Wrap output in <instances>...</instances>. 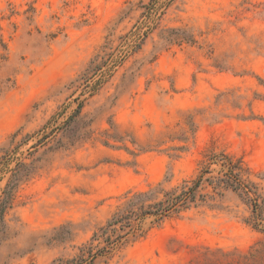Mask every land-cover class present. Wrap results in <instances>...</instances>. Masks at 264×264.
<instances>
[{
  "label": "rangeland",
  "instance_id": "rangeland-1",
  "mask_svg": "<svg viewBox=\"0 0 264 264\" xmlns=\"http://www.w3.org/2000/svg\"><path fill=\"white\" fill-rule=\"evenodd\" d=\"M261 81L264 0H0V199L29 165L0 264H65L125 192L174 187L213 154L245 164L264 217ZM199 193L102 264H264L252 204Z\"/></svg>",
  "mask_w": 264,
  "mask_h": 264
},
{
  "label": "trees",
  "instance_id": "trees-1",
  "mask_svg": "<svg viewBox=\"0 0 264 264\" xmlns=\"http://www.w3.org/2000/svg\"><path fill=\"white\" fill-rule=\"evenodd\" d=\"M173 33L181 34L180 29H170ZM185 37H181L184 39ZM190 41H193L191 39ZM261 80V79H260ZM264 82V81H261ZM264 84V83H263ZM80 107H77L78 113ZM264 120V118L262 119ZM72 122V119H70ZM70 125V124H69ZM108 138H113L115 133H105ZM104 145L111 146L108 140L103 141ZM125 150L134 153L128 147ZM210 160L220 163H202L196 176L189 180H183L180 184L166 189L161 182L149 186L145 190L127 191L122 197V201L115 206L106 221L95 229L88 241L79 249V254L64 261L65 264H102L111 258L116 250L124 244L130 243L143 236L146 232L143 228L144 221L152 218L156 224L167 218L180 214L187 210L190 205H197V197L203 195L199 193V188L203 181L207 182L214 190L230 189L249 204H252L253 217L252 226L258 228L261 217L259 205L253 182L245 181L243 175L248 172V168L240 160L234 161L224 153L213 154ZM217 165L220 170L217 175H211V165ZM29 165L19 163L11 172L0 199V221L3 222L5 210L10 206L13 189L25 176ZM171 176V174H170ZM168 177L169 179L171 177ZM167 179V180H169ZM194 205V206H195ZM264 232V224L260 227Z\"/></svg>",
  "mask_w": 264,
  "mask_h": 264
}]
</instances>
